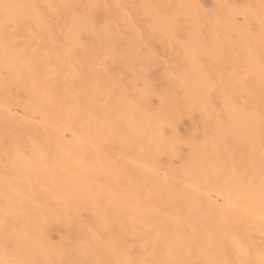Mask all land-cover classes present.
<instances>
[{"label": "bare ground", "instance_id": "bare-ground-1", "mask_svg": "<svg viewBox=\"0 0 264 264\" xmlns=\"http://www.w3.org/2000/svg\"><path fill=\"white\" fill-rule=\"evenodd\" d=\"M0 2L53 4L54 30L64 28L63 46H37L27 32L9 46L0 31V219L11 225L0 224V261L119 260L106 242L121 240L151 259L142 237L154 222L217 259L258 261L259 177L249 186L229 170L250 139L259 159V85L247 106L229 98L243 91L231 73L258 80L260 0Z\"/></svg>", "mask_w": 264, "mask_h": 264}, {"label": "snow or ice", "instance_id": "snow-or-ice-1", "mask_svg": "<svg viewBox=\"0 0 264 264\" xmlns=\"http://www.w3.org/2000/svg\"><path fill=\"white\" fill-rule=\"evenodd\" d=\"M53 4L47 5H20L0 2V11L3 14V22L0 23V31L6 34L9 41V46H15L19 43V34L21 32H27L34 41L37 42V46H42L45 40L50 38L55 41L58 46H63V26L60 28V32L54 30L55 24L53 19L49 16L48 10L53 9ZM250 9L253 6H248ZM260 15V43H261V55H260V70L258 80L254 79V73L248 71L244 73H231V82L234 87H239L243 91L241 95H233L229 98L233 105H245L249 104V97L255 98L254 93L256 85H259V106H260V142H259V159L255 157V148L251 139L247 143H243L240 146V151L243 152V157L240 161V167L235 164L229 170V175L233 178H240L246 184L251 186L256 177H259V195L261 200V213L260 222L261 227L264 229V0H260L259 5ZM24 9L23 12H17L16 10ZM247 17L245 16V21ZM173 23L177 21L173 18ZM59 24V21L55 22ZM247 31L253 33L254 29L251 25L246 24ZM82 35V34H81ZM37 48H33L35 52ZM71 49H68L66 54L71 55ZM39 63L33 67L34 72L39 71ZM248 63H252V57H249ZM250 116L255 115V110L252 109L249 112ZM91 116V113H90ZM97 119L101 117L97 115ZM106 119V117H104ZM224 127L228 130V135L224 137V142L227 143L231 139L232 130L235 129V125L231 122H225ZM222 170H217V177L221 175ZM158 215L160 213H157ZM6 229L10 225V219L7 214L0 219ZM148 232L144 235L145 243L151 244L153 249V258L137 259L133 256L132 247L128 245L127 241L121 240L119 243L108 241L106 247L116 254L123 257L119 260H85L74 261L69 264H233L232 261L227 259H217L216 254L213 251L210 244H202L196 237H192L190 241L186 242L182 237H176L169 239L167 233L170 229L165 228L163 223L154 222L146 225ZM155 232L153 236L152 233ZM94 238L98 240L103 239V233H94ZM237 250L243 255H249L250 250L245 248L243 244L238 241L234 242ZM160 251L162 255L157 256V251ZM193 252L197 253L199 258L192 260L186 258V253L191 255ZM0 264H27L26 261L21 260H8L0 261ZM52 264H65L64 261H53ZM245 264H264V246L261 247L258 261H246Z\"/></svg>", "mask_w": 264, "mask_h": 264}, {"label": "rangeland", "instance_id": "rangeland-1", "mask_svg": "<svg viewBox=\"0 0 264 264\" xmlns=\"http://www.w3.org/2000/svg\"><path fill=\"white\" fill-rule=\"evenodd\" d=\"M210 1H211V2H210ZM199 2H200L201 5L204 6L205 8H209V7L212 5V0H199ZM210 4H211V5H210ZM159 44H160V46H159ZM158 46H159L160 48H159ZM161 47H162L161 43L156 42V53H157L158 50L160 49L159 52L161 51V53H159V52H158V53H159L160 55H161V54L164 55V51H163V49H161ZM162 52H163V53H162ZM158 53H157V55H158ZM163 55L158 56V57H159V58H160V57L163 58V57H164ZM154 65H155V66H154ZM154 65H152L153 68L151 67L152 70L150 69L151 72H154V71H157V70H158V68H157L158 65H157V64H154ZM155 67H156V69H155ZM185 119H186V118H185ZM185 119H183L184 122L182 121L183 123L180 124V126H179V127H181L180 130L183 131V132H185V131L188 129V127H190L189 125H191V123H190L191 120L189 119V120H190V122H189L188 119H186V121H185ZM183 124L187 127L186 130H185V128H184L185 126H183ZM182 126H183V127H182ZM183 128H184V129H183Z\"/></svg>", "mask_w": 264, "mask_h": 264}]
</instances>
